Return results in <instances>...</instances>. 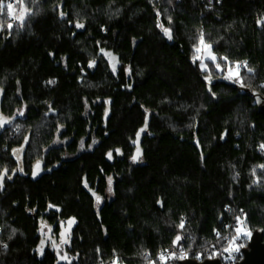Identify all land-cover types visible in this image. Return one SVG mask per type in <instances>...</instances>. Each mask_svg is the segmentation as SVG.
<instances>
[{"label": "trees", "instance_id": "1", "mask_svg": "<svg viewBox=\"0 0 264 264\" xmlns=\"http://www.w3.org/2000/svg\"><path fill=\"white\" fill-rule=\"evenodd\" d=\"M23 4L21 22L0 14V112L26 109L0 128V264H148L166 245L227 246L233 216L264 239V111L193 59L203 33L264 95V0ZM70 218L62 260L43 229Z\"/></svg>", "mask_w": 264, "mask_h": 264}, {"label": "built area", "instance_id": "2", "mask_svg": "<svg viewBox=\"0 0 264 264\" xmlns=\"http://www.w3.org/2000/svg\"><path fill=\"white\" fill-rule=\"evenodd\" d=\"M225 210L228 214L232 213V209L229 206H226ZM233 219L234 223L237 224L236 216H233ZM217 233L219 232H216V236ZM237 242L238 244L242 245V239H239ZM223 244L224 246H221L220 244H212L205 249L193 247L190 250L186 249L184 245L181 244H171L159 248L154 256H150L149 253H146V256L149 258L148 264H180V261L185 259H195L198 261H202V259L207 260L216 258L220 260L221 264H236L244 258L243 248L246 246H242V248H239L238 252L231 253L232 258H228L230 256V253L223 251V249L226 248V240ZM182 251L186 254V257L184 259H176L172 257L173 253H175L176 256H179ZM161 254L164 255V260L159 259ZM197 256H199L200 258L197 259ZM115 262H117V257L113 256L106 262L102 260L99 261L98 264H115Z\"/></svg>", "mask_w": 264, "mask_h": 264}, {"label": "rangeland", "instance_id": "3", "mask_svg": "<svg viewBox=\"0 0 264 264\" xmlns=\"http://www.w3.org/2000/svg\"><path fill=\"white\" fill-rule=\"evenodd\" d=\"M12 3L15 5V8H14V13L15 14H18L19 11L21 10V8L26 9V6L24 4L17 5L16 1L15 2L12 1ZM26 12L27 11H25L24 18L26 16ZM8 19H9L10 23H12L14 21H20L21 22V20H16V19H13L12 17H9V16H8ZM205 45H211V44L204 42V40H203V44H202L201 41H200L198 46H197V48H196V50H195L194 56H193V59L198 61V64H199L201 70L206 71V73H207L206 75L207 76L208 75L212 76L215 73H219V74L223 73L224 76H223L222 79L227 80V81H232V82L233 81H235V82L238 81L237 83L242 85L241 81H243L244 78L243 77L241 78V76L239 75V67L237 68V65H235V66L227 65V67H226V64L222 63L223 60H219V57L213 52L212 47L206 48ZM197 49H199V51H197ZM210 57H215V61H213V59H211ZM217 64L220 65L219 69L216 67ZM202 65H204L206 67L202 68ZM229 69H231V72L229 71ZM237 73H238V75H236ZM1 96H2V91L0 89V99H1ZM4 118L9 119L10 123L4 124L3 126L11 124L13 122V120H14V116H7V117H4ZM108 195L109 196L112 195V193L110 192V189L108 191ZM69 221H73L74 222L73 219H69V220H67V221L62 223L61 232H60V239H62V241H61V243L56 245V247L58 249H62L63 243H67V241H68L69 233H70V230H71V227H72V224H73L72 223L71 225H69ZM241 227L244 230H246L242 225H241ZM44 231H46V232H44V234L48 235L49 230L45 229ZM235 235H236V233H235ZM242 237H246L247 239L250 240L251 235L250 236H242ZM237 241H236V244L237 245H241V244H238ZM228 246H229V244L226 247H228ZM240 248H242V247H240ZM115 264H120V263L119 262H115Z\"/></svg>", "mask_w": 264, "mask_h": 264}, {"label": "snow or ice", "instance_id": "4", "mask_svg": "<svg viewBox=\"0 0 264 264\" xmlns=\"http://www.w3.org/2000/svg\"><path fill=\"white\" fill-rule=\"evenodd\" d=\"M16 2L18 4H23V0H16ZM14 8H15V5L12 3V2H9V3H5L4 0H0V14H3V15H6V16H9V17H12L13 19H16V20H23L24 19V14H25V11H27L26 9L24 8H21V10L19 11L18 14H15L14 13ZM8 27L11 28L12 27V24H8ZM17 27H19V25H17ZM77 27H83V25H80L78 24ZM166 34H169V30L168 29H165L164 30ZM170 38V36H169ZM200 41L201 43L203 44V33H201V37H200ZM206 48H210L211 45H205ZM197 51H199V49H197ZM107 55H111L110 53L107 54ZM211 59H213V61H215V57H210ZM113 59H115L113 57ZM221 59H224L226 60L227 58L224 57V58H221ZM92 64L90 63L89 67H91ZM203 67H206L204 65H202V68ZM216 67L219 69L220 68V65L217 64ZM239 67V65H237V68ZM244 67L247 68V71L248 72H252V69L251 68H248L247 67V64L245 63L244 64ZM229 71L231 72V69H229ZM238 75V73L236 74ZM261 87H264V85H261ZM20 115H22L23 113H19ZM7 123H10V120L7 119V118H4L2 116H0V127H3L4 124H7ZM141 131H143V129H141ZM139 135L140 133L138 132L137 133V138H139ZM261 148H264V145H261ZM119 151V150H117ZM140 154V150L139 148H137V156ZM111 153L108 154L109 158H111ZM137 156H134L133 157V161H135L137 159ZM37 167H39V165H37ZM260 167L264 168V165H261ZM253 174H255V170H253ZM33 175H36V173L34 172ZM109 184H111V178H109ZM97 200L99 201V197H97ZM236 220H237V227L235 228V232H236V235L231 237V239L229 240V246L224 248L223 251L224 252H228L230 253V256L228 258H232L231 256V253L233 252H238L239 251V248L242 247L243 245H237L236 244V241L239 240L242 236H250L251 233L244 230L241 225H243V221L241 220L240 217H236ZM73 223V221H69V225H71ZM179 227L182 229L184 227V222L183 220H181V223L179 225ZM217 236H219V233H217ZM181 240V236L177 235L174 243L178 242ZM43 244V241L41 242ZM5 247H7L5 245ZM42 250V249H41ZM214 254H218V253H214ZM172 257L173 258H176V259H184L186 257V254L182 251L181 254L179 256H176L175 253L172 254ZM200 257L197 256V259H199ZM160 260H164L165 257L163 254L160 255L159 257Z\"/></svg>", "mask_w": 264, "mask_h": 264}, {"label": "water", "instance_id": "5", "mask_svg": "<svg viewBox=\"0 0 264 264\" xmlns=\"http://www.w3.org/2000/svg\"><path fill=\"white\" fill-rule=\"evenodd\" d=\"M231 84L237 86L239 89L250 94L255 98L259 111H264V95L257 91L251 90L249 87H243L238 83L231 82ZM139 133H146L147 127L142 128ZM248 229V228H247ZM244 258L236 264H264V239L263 231L255 230L252 232L248 245L243 248ZM180 264H221L219 259H207L204 261H198L195 259H185L180 261Z\"/></svg>", "mask_w": 264, "mask_h": 264}, {"label": "flooded vegetation", "instance_id": "6", "mask_svg": "<svg viewBox=\"0 0 264 264\" xmlns=\"http://www.w3.org/2000/svg\"><path fill=\"white\" fill-rule=\"evenodd\" d=\"M102 101V99L100 100V102ZM110 102H108V100H105V104L107 105V113H109V104ZM25 111H26V109L25 108H20L19 110H17V112L15 113V115H12V116H14V120L17 118V117H22L23 115H20L19 113H25ZM0 116H2V117H7V115H3L1 112H0ZM14 120H13V122H14ZM6 126H8V125H5V126H3V127H0V128H4V127H6ZM139 131V130H138ZM147 132V131H146ZM143 135H145L146 133H142ZM65 142H67V140H65ZM96 142L97 141H93V143L90 145V149H93L94 148V146H95V144H96ZM133 146H135L136 148H141L140 147V145H141V141L140 140H134L133 141ZM85 147V145H84V143L83 142H81V145H80V149L82 150V149H86V148H84ZM14 154L16 155V157H17V159L18 160H22V148L21 147H18V148H16L15 150H14ZM17 170L18 171H20L21 173H23V169H22V167H21V164H20V166L17 168ZM109 189H110V192L112 193V195L111 196H109L108 195V191H109ZM106 194H107V197L108 198H111L112 196H113V181L111 180V184H109L108 183V186H107V190H106ZM97 197H99V201L97 200ZM96 197V204H97V207L102 203V198L100 197V196H97ZM70 219H73L74 220V222H73V224H72V227L74 226V224H75V219L74 218H70ZM67 220H69V219H67ZM67 220H62L61 222H60V231H59V233H58V235H53L54 233H51V227H49V226H47V225H45V227H44V229H43V234H44V232H46V231H44L45 229H48L49 230V232H48V235L46 234H44V239H43V242H44V244L45 243H50L51 245H52V247L53 248H55V250L58 252V254H59V256H60V258L62 259V260H64L65 258H66V255H65V252H64V247H65V244L66 243H63V246H62V249H58L57 247H56V245L57 244H59V243H61V241H62V239H60V232H61V227H62V223L63 222H65V221H67ZM72 227H71V229H72ZM70 232H71V230H70ZM69 238H70V233H69ZM69 238H68V241H69ZM67 241V242H68Z\"/></svg>", "mask_w": 264, "mask_h": 264}]
</instances>
